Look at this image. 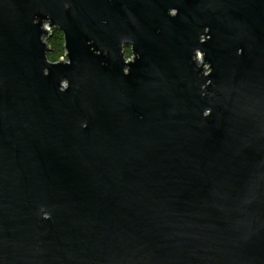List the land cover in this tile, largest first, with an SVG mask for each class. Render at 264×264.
<instances>
[{
	"label": "water",
	"instance_id": "water-1",
	"mask_svg": "<svg viewBox=\"0 0 264 264\" xmlns=\"http://www.w3.org/2000/svg\"><path fill=\"white\" fill-rule=\"evenodd\" d=\"M0 264H264V0H0Z\"/></svg>",
	"mask_w": 264,
	"mask_h": 264
},
{
	"label": "trees",
	"instance_id": "trees-1",
	"mask_svg": "<svg viewBox=\"0 0 264 264\" xmlns=\"http://www.w3.org/2000/svg\"><path fill=\"white\" fill-rule=\"evenodd\" d=\"M48 51L47 57L50 60L56 61L59 60L60 57H64V40L62 31L58 28H53L50 36L47 38ZM124 55L129 57L131 55L130 48L128 46L123 49Z\"/></svg>",
	"mask_w": 264,
	"mask_h": 264
},
{
	"label": "built area",
	"instance_id": "built-area-1",
	"mask_svg": "<svg viewBox=\"0 0 264 264\" xmlns=\"http://www.w3.org/2000/svg\"><path fill=\"white\" fill-rule=\"evenodd\" d=\"M196 53H197L196 57L200 61V58H201L200 52L197 51ZM205 71H208L207 65H206V70Z\"/></svg>",
	"mask_w": 264,
	"mask_h": 264
},
{
	"label": "flooded vegetation",
	"instance_id": "flooded-vegetation-1",
	"mask_svg": "<svg viewBox=\"0 0 264 264\" xmlns=\"http://www.w3.org/2000/svg\"><path fill=\"white\" fill-rule=\"evenodd\" d=\"M56 28V27H55ZM53 29V28H52ZM60 30V29H59ZM63 34V33H62ZM124 47H126V46H124ZM129 47V46H128ZM130 57V56H129Z\"/></svg>",
	"mask_w": 264,
	"mask_h": 264
}]
</instances>
